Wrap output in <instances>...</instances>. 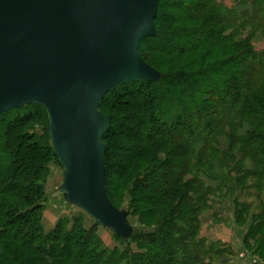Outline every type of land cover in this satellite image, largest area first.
I'll use <instances>...</instances> for the list:
<instances>
[{
	"label": "trees",
	"instance_id": "1",
	"mask_svg": "<svg viewBox=\"0 0 264 264\" xmlns=\"http://www.w3.org/2000/svg\"><path fill=\"white\" fill-rule=\"evenodd\" d=\"M154 25L139 54L160 78L124 84L99 106L111 117L107 196L138 227L113 234L114 249L82 216L45 232L49 165L60 163L45 109L27 105L0 115V264H223L229 251L201 237L200 217L230 202L243 223L247 191L259 214L245 239L264 249V0H159Z\"/></svg>",
	"mask_w": 264,
	"mask_h": 264
},
{
	"label": "water",
	"instance_id": "2",
	"mask_svg": "<svg viewBox=\"0 0 264 264\" xmlns=\"http://www.w3.org/2000/svg\"><path fill=\"white\" fill-rule=\"evenodd\" d=\"M159 0H0V115L27 105L47 113V134L63 168L68 204L121 238L127 214L105 188L99 106L127 83L160 74L139 54L155 36Z\"/></svg>",
	"mask_w": 264,
	"mask_h": 264
},
{
	"label": "rangeland",
	"instance_id": "3",
	"mask_svg": "<svg viewBox=\"0 0 264 264\" xmlns=\"http://www.w3.org/2000/svg\"><path fill=\"white\" fill-rule=\"evenodd\" d=\"M218 1H223L227 6L233 5V0ZM235 4L236 0L233 6H235ZM255 48L256 50H263L264 40L255 43ZM35 131L41 134L42 128L36 126ZM63 172L64 170L61 165L54 162L49 165V177L46 184L47 200L43 213V226L46 233L52 231L57 222L62 218H66L72 222L74 218L82 216L86 229H89L95 224V221L88 217L85 212L78 207L68 204L65 200L64 192L61 190ZM247 194L248 191L238 195L239 203L251 204L253 205V209L250 213L245 212V214H243V223L241 222V224H236L233 216V206L230 202H219L215 205L213 211H209L200 217L202 225L201 237L205 238L208 244L213 240H217L220 236L222 239V241H220L222 248L229 251V253L225 255V263L223 264H264V249L260 251L257 250L262 239L259 238V240L255 241L250 238L245 239L251 225V218L259 214V202L253 194L250 196ZM247 214H249V216ZM127 222L131 228L138 227L139 224L137 217H128ZM70 225L71 223L69 226ZM113 234L112 230L103 227H98L97 229V235L100 239L104 240L105 246L109 249H114L119 246V244L115 242ZM215 264L222 263L217 261Z\"/></svg>",
	"mask_w": 264,
	"mask_h": 264
},
{
	"label": "crops",
	"instance_id": "4",
	"mask_svg": "<svg viewBox=\"0 0 264 264\" xmlns=\"http://www.w3.org/2000/svg\"><path fill=\"white\" fill-rule=\"evenodd\" d=\"M221 2V1H220ZM234 2H235V0H233V5H234ZM222 4H224L227 8H230V7H232L231 5L229 6H227V4L226 3H223V1L221 2ZM102 241L104 242V240L102 239ZM220 241H222V239H221V237L219 236L218 238H217V240H213L212 242H209L208 244H210V243H221ZM105 243V242H104Z\"/></svg>",
	"mask_w": 264,
	"mask_h": 264
}]
</instances>
